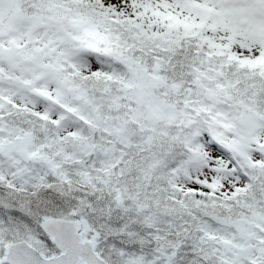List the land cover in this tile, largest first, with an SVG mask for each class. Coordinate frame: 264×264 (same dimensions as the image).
<instances>
[{"label": "snow or ice", "instance_id": "obj_1", "mask_svg": "<svg viewBox=\"0 0 264 264\" xmlns=\"http://www.w3.org/2000/svg\"><path fill=\"white\" fill-rule=\"evenodd\" d=\"M0 264H264V0H0Z\"/></svg>", "mask_w": 264, "mask_h": 264}]
</instances>
